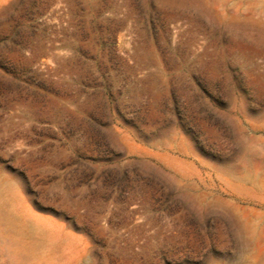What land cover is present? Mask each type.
Instances as JSON below:
<instances>
[{
	"label": "rangeland",
	"instance_id": "rangeland-1",
	"mask_svg": "<svg viewBox=\"0 0 264 264\" xmlns=\"http://www.w3.org/2000/svg\"><path fill=\"white\" fill-rule=\"evenodd\" d=\"M0 264H264V0H0Z\"/></svg>",
	"mask_w": 264,
	"mask_h": 264
},
{
	"label": "bare ground",
	"instance_id": "bare-ground-1",
	"mask_svg": "<svg viewBox=\"0 0 264 264\" xmlns=\"http://www.w3.org/2000/svg\"><path fill=\"white\" fill-rule=\"evenodd\" d=\"M250 230V229H249ZM251 231V230H250ZM4 254V253H3Z\"/></svg>",
	"mask_w": 264,
	"mask_h": 264
}]
</instances>
